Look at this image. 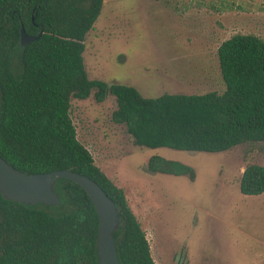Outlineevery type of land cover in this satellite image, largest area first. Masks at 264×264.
Instances as JSON below:
<instances>
[{
    "label": "trees",
    "instance_id": "obj_1",
    "mask_svg": "<svg viewBox=\"0 0 264 264\" xmlns=\"http://www.w3.org/2000/svg\"><path fill=\"white\" fill-rule=\"evenodd\" d=\"M104 2L0 0V155L26 174L70 169L98 182L119 209L120 263L157 264L124 188L79 139L72 100L115 96L113 121L150 148L225 152L264 142V38L236 33L222 42L223 92L146 97L135 86L89 76L86 38ZM22 27L32 36L43 33L22 45ZM148 169L196 178L191 165L160 155L150 158ZM240 189L264 193V165H247ZM55 190L59 205L16 202L0 192V264H100V221L91 196L68 178L58 179Z\"/></svg>",
    "mask_w": 264,
    "mask_h": 264
},
{
    "label": "rangeland",
    "instance_id": "obj_2",
    "mask_svg": "<svg viewBox=\"0 0 264 264\" xmlns=\"http://www.w3.org/2000/svg\"><path fill=\"white\" fill-rule=\"evenodd\" d=\"M236 33L264 38V0H105L86 38L90 78L135 86L144 96L223 92L218 48ZM115 96L72 100L79 139L120 187L157 264H264V193L246 195V166L264 165V142L225 152L150 148L113 121ZM153 155L188 175L151 172Z\"/></svg>",
    "mask_w": 264,
    "mask_h": 264
},
{
    "label": "water",
    "instance_id": "obj_3",
    "mask_svg": "<svg viewBox=\"0 0 264 264\" xmlns=\"http://www.w3.org/2000/svg\"><path fill=\"white\" fill-rule=\"evenodd\" d=\"M42 33L43 30L38 35L32 36L22 27V45L39 39ZM60 178H68L81 185L97 208L100 221L98 232L100 264H121L114 237V231L120 225L119 209L98 182L70 169L26 174L0 155V192L8 200L30 205L38 203L59 205L61 198L55 190V184Z\"/></svg>",
    "mask_w": 264,
    "mask_h": 264
}]
</instances>
